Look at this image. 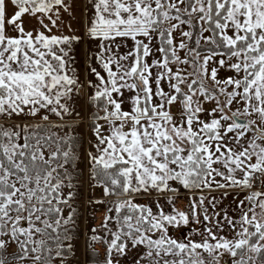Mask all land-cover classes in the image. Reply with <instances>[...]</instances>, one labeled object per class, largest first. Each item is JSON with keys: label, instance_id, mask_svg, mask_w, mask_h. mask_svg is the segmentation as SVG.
Segmentation results:
<instances>
[{"label": "snow or ice", "instance_id": "obj_1", "mask_svg": "<svg viewBox=\"0 0 264 264\" xmlns=\"http://www.w3.org/2000/svg\"><path fill=\"white\" fill-rule=\"evenodd\" d=\"M78 4L81 35L66 22ZM85 86L87 178L102 190L88 203L104 216L84 264L133 250L132 264H264V0H0V264L79 260L84 116L69 101ZM229 189L243 194L239 217H220L231 235L205 207ZM153 193L187 207L140 200Z\"/></svg>", "mask_w": 264, "mask_h": 264}, {"label": "rangeland", "instance_id": "obj_2", "mask_svg": "<svg viewBox=\"0 0 264 264\" xmlns=\"http://www.w3.org/2000/svg\"><path fill=\"white\" fill-rule=\"evenodd\" d=\"M83 18V13H82ZM82 30H84V25L82 26ZM74 56L76 63L74 65L75 68L79 71L80 79L84 80L87 73L85 68V54L89 49L94 48V42H89L87 39L82 40L78 44L74 46ZM88 79H93V77L88 76ZM92 89L88 87H83L78 93H74L72 99L69 101L73 107L76 108L77 111H80L84 116L83 123L80 127L72 129V134L76 137L77 140L74 141V150L80 155L79 168L84 172V180L79 183L83 184L82 187L79 186L76 189L77 196L73 201V206L77 209L78 218H77V229L79 234V239L76 241L77 246V256L79 260L77 264H84L85 256H84V245L85 239L84 236L87 233V230L91 227H98L99 223L103 219L104 216V207L103 206H95L90 205L88 203L89 200L92 199H100L102 196V190L100 188H92L90 187V183L88 180V161H87V151L90 150V141L93 139L91 135V131L88 128V113L91 111V105L87 103L88 97L91 93ZM82 96V98H81ZM81 99V100H80ZM52 120L59 123L55 117H52ZM53 131L63 132L59 129H53ZM78 138H82V143H78ZM98 189L97 192L95 190ZM100 189V190H99ZM97 194V195H96ZM171 193H163L162 196H158L159 198L155 201H159V204L163 206L167 211H171L172 207H179L181 209H185L187 207L188 201L185 198H181L175 205H168L165 202V198L170 196ZM155 198V197H154ZM151 201V200H150ZM149 202V201H148ZM183 234V239H190V228H184L181 230ZM96 251L98 253V257L102 260L103 258V248L101 245H96ZM134 250L130 252L127 259H122V264H132L134 258Z\"/></svg>", "mask_w": 264, "mask_h": 264}, {"label": "crops", "instance_id": "obj_3", "mask_svg": "<svg viewBox=\"0 0 264 264\" xmlns=\"http://www.w3.org/2000/svg\"><path fill=\"white\" fill-rule=\"evenodd\" d=\"M77 7H78V10L74 13L75 19L68 18L66 22L71 23L72 27L78 30L77 35H81L83 33V30H82L83 18H82V12L79 10V8L82 7V4H78ZM97 191L98 189L95 190V192ZM228 191H229V194L223 197L221 195L223 190H217L211 193H206L209 196V200H211V197L215 196L216 201H215V207L210 206L209 201L205 202V207L207 208L208 213L210 215H212L213 213H219V216H217L216 219L219 220L221 224L222 233H227L228 235H231L232 233H231L230 228L227 225V221L220 219V217H223L225 214H227L228 216L232 218H238L240 214V210L237 208V203L239 199L243 198V194L242 193L238 194L237 190H233V189H229ZM158 196H162V194L153 193L151 197H144V196L140 197V200L144 203H149L150 200L158 199L159 198ZM157 202L159 203V201ZM206 223H210V222H206ZM197 227H199L200 231L204 230V225L191 227L190 228V239L193 238L194 233L197 230ZM175 236L176 238L183 239V234L181 233V231H177L175 233Z\"/></svg>", "mask_w": 264, "mask_h": 264}, {"label": "trees", "instance_id": "obj_4", "mask_svg": "<svg viewBox=\"0 0 264 264\" xmlns=\"http://www.w3.org/2000/svg\"><path fill=\"white\" fill-rule=\"evenodd\" d=\"M89 103V102H88ZM90 105V104H89ZM77 140V139H76ZM78 143H82V138H78Z\"/></svg>", "mask_w": 264, "mask_h": 264}]
</instances>
